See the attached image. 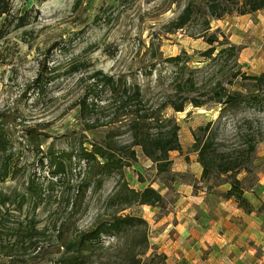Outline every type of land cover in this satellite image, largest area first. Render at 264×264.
I'll return each instance as SVG.
<instances>
[{
    "label": "rangeland",
    "instance_id": "374dc122",
    "mask_svg": "<svg viewBox=\"0 0 264 264\" xmlns=\"http://www.w3.org/2000/svg\"><path fill=\"white\" fill-rule=\"evenodd\" d=\"M8 1L9 20L0 33V129L9 143L0 152V162L6 161L10 169L8 178L0 180V264L52 263L71 235L91 228L117 210L108 205L107 198L122 181L134 190L150 186L162 195L158 206L133 204L119 211L147 220L150 251L142 263L160 261L164 254L150 244L153 223L171 210L180 195L179 185L191 183L194 189L204 188L223 198L226 186L217 185L221 178L203 180L201 174L197 178L192 167L198 160L192 146L193 132L217 118V105L196 108L186 104L181 112L165 109L180 129L181 150L172 152L171 169L156 172L152 161L136 147L135 162L124 167L121 174L106 175L98 183L90 178V185L74 207L70 203L71 186L83 178L86 163L75 156L66 159L64 174L56 180L51 177L48 157L53 152L58 157L63 151L75 155L77 150L71 146L80 139L79 133L71 132L80 129L75 102L94 71L125 75L140 84L146 101L155 106L172 91L173 69L164 59L185 51L192 56L191 65L201 64L198 53L209 47L206 35L218 31V39L222 40L223 34L224 40L238 46L239 69L253 76L262 72L264 9L247 14L232 10L213 18L209 0ZM187 4L193 14L176 29L173 22ZM22 14L26 24L18 28L17 19ZM206 21L210 26L207 31ZM39 73L43 77L38 91L34 81ZM80 76L83 79L79 81ZM246 116L256 123L264 121V112L251 110H243L235 118L223 117L217 138L228 145L235 119L242 122ZM26 129H31L32 139ZM99 135L101 132L96 137ZM35 141H41L38 148ZM254 163L253 172L243 180L247 190L257 180L260 165L256 160ZM49 181L55 184L47 190ZM251 207L247 213L254 211ZM263 209L261 204L256 212L262 214ZM245 245L241 250L246 249L248 255L243 264H264V234L259 244L248 241ZM234 256L233 252L229 258ZM165 259L162 264H166Z\"/></svg>",
    "mask_w": 264,
    "mask_h": 264
},
{
    "label": "trees",
    "instance_id": "16d2710c",
    "mask_svg": "<svg viewBox=\"0 0 264 264\" xmlns=\"http://www.w3.org/2000/svg\"><path fill=\"white\" fill-rule=\"evenodd\" d=\"M209 15L219 18L235 10L238 14L254 13L264 9V0H209ZM187 4L178 18L173 22L176 29H181L192 16L193 11ZM10 2L0 0V33L9 20ZM25 14L17 19V27L26 24ZM205 31L210 26L205 22ZM218 31L207 34L205 41L209 47L198 54L201 64L191 65L192 56L182 51L175 56L165 58L173 69L172 91L162 97L155 105H149L143 95L142 87L129 81L126 76L94 71L88 79L91 81L75 105L78 107L80 139L73 141L71 148L77 150L75 155L53 152L47 162L50 164L52 178L61 179L64 174L66 159L72 156L85 162L83 178L71 186V206L77 204L92 178L96 183L106 175L117 173L136 161L135 148L141 149L143 155L152 161L158 173L171 169V151H180L179 126L175 118L166 115L167 108L176 112L184 110L186 104L199 108L207 104L218 106L219 115L214 121H207L193 132V150L197 153L201 167V179L221 178L217 185H225L223 198H233L239 208L250 212L252 205L245 197L243 180L253 172L256 160L255 152L259 143L264 142V121L246 116L239 122L235 119L228 145L218 139L220 121L223 117H236L243 110L264 112V70L248 75L238 68V46L224 35L218 39ZM42 74H37L34 86L39 91L42 86ZM83 77H79V81ZM89 132L92 138H87ZM101 135L96 137V134ZM29 139L33 138L31 129H26ZM225 141V139H223ZM9 141L0 129V152L7 149ZM41 141H35V147ZM10 165L0 162V180H6ZM243 175V176H241ZM55 183L49 181L46 189ZM42 186V185H41ZM162 195L156 189L145 186L138 191L130 188L126 182L115 189L107 198L109 206L117 210L100 219L91 228L78 231L61 245L62 253L49 264H143L142 259L148 255V222L141 216L122 211L133 204L140 206H158ZM58 232L60 230L58 229ZM111 238L112 241L105 242ZM152 253V252H151ZM158 262L163 263L161 255Z\"/></svg>",
    "mask_w": 264,
    "mask_h": 264
},
{
    "label": "crops",
    "instance_id": "0c3cea01",
    "mask_svg": "<svg viewBox=\"0 0 264 264\" xmlns=\"http://www.w3.org/2000/svg\"><path fill=\"white\" fill-rule=\"evenodd\" d=\"M172 152L175 151H171L170 159ZM255 156L260 165L257 180L245 191L254 209L251 213L245 214L233 198L216 197L204 188L194 189L191 183L179 185V197L169 212L154 221L155 231L150 238L157 253L166 256V264H243L248 254L241 248L248 241L259 244L264 234V209L262 214L256 212L261 204L264 206L263 142L257 146ZM193 164L199 178L197 159Z\"/></svg>",
    "mask_w": 264,
    "mask_h": 264
}]
</instances>
